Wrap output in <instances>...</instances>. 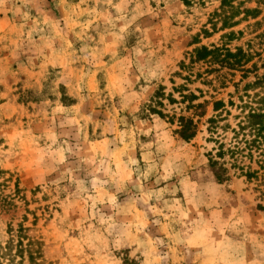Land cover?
<instances>
[{"label": "rangeland", "instance_id": "1", "mask_svg": "<svg viewBox=\"0 0 264 264\" xmlns=\"http://www.w3.org/2000/svg\"><path fill=\"white\" fill-rule=\"evenodd\" d=\"M201 47L251 62L191 63ZM250 110L264 111V0L0 10L2 264H32L28 240L38 264H264L256 159L215 158ZM180 116L197 126L190 142Z\"/></svg>", "mask_w": 264, "mask_h": 264}, {"label": "trees", "instance_id": "2", "mask_svg": "<svg viewBox=\"0 0 264 264\" xmlns=\"http://www.w3.org/2000/svg\"><path fill=\"white\" fill-rule=\"evenodd\" d=\"M249 13L256 12L246 11L245 15H248ZM234 25L236 24H233V26ZM222 53L224 54L221 55ZM212 62H218L221 64V66L226 65V67L228 66V69L232 71H243L244 67L251 62V56L245 54L241 49H237L235 53H232L228 49L221 50L214 47L212 49L201 47L194 51L191 63ZM156 95L159 94L156 93ZM160 95L161 97L164 96L163 93ZM170 99L172 100V97ZM160 105L162 106V104ZM222 106L223 104L220 102H215L213 104V110L217 112ZM151 109L150 111L154 112V110ZM158 115L162 114L159 113ZM178 123L179 130L177 135L179 138L184 142H190L193 140L197 134V126L193 123V120L180 116L178 118ZM209 123H214V120H209ZM238 130V132L234 131L236 142L233 148L231 150L225 151L223 145L220 144L218 146L215 158L223 160L226 153H230L233 162H236L237 158L239 157L240 159L245 157L250 161V163L256 159L255 164L257 165L259 171H261V175L264 177V111L250 110L249 113L244 117L243 121L238 124ZM240 135H242L241 141L238 140ZM244 154L246 156H244ZM210 165L212 167H216L219 166V163L211 158ZM238 169L242 172V176L245 177L248 182L252 181L253 179H258L259 177V171H253L250 167L244 168L242 166V168ZM215 176L219 181L228 178L226 175L221 178L219 175L215 174ZM36 246L37 243L28 240L27 248L29 252V259L32 264H38L37 261L39 257L36 255L37 251L35 252ZM1 250L2 249L0 248V264H2L1 260L7 255ZM24 252V247L21 243H19V253L22 255ZM38 255H40V253Z\"/></svg>", "mask_w": 264, "mask_h": 264}, {"label": "clouds", "instance_id": "3", "mask_svg": "<svg viewBox=\"0 0 264 264\" xmlns=\"http://www.w3.org/2000/svg\"><path fill=\"white\" fill-rule=\"evenodd\" d=\"M97 3L100 2V0H96ZM105 3L108 2V0H104ZM17 0H0V10L3 11H15ZM167 74V69L163 66L160 67V69L157 72V77H165Z\"/></svg>", "mask_w": 264, "mask_h": 264}]
</instances>
